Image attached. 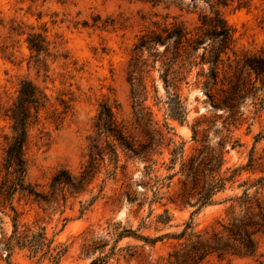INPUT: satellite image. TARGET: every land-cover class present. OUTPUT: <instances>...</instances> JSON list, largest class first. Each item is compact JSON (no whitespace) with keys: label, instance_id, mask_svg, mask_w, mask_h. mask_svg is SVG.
Segmentation results:
<instances>
[{"label":"rangeland","instance_id":"1","mask_svg":"<svg viewBox=\"0 0 264 264\" xmlns=\"http://www.w3.org/2000/svg\"><path fill=\"white\" fill-rule=\"evenodd\" d=\"M170 1L174 4L169 7H155L147 0H0V169L11 136L5 114L22 79L32 80L49 97L39 122L31 128L27 148L29 181L41 189L47 190L59 169L76 174L88 161L91 139L96 138L95 118L103 103L113 107L136 148L150 141L149 131L155 138L152 149L140 155L118 145L115 176H111L114 164L106 157L84 192L70 195L66 206L21 201V225L46 227L55 245L69 247L59 264H90L93 256L86 255L84 244L104 235L109 221L121 222L143 236L161 237L154 246L125 238L119 247L130 246L136 257L125 258L123 251L114 264H168L169 252L193 233L222 231L239 212L235 199L245 191L264 202L260 99L246 97L233 114L210 99L229 98V73L220 72L217 85L211 81L206 88L209 65L195 66L190 72L187 66L165 80V68L158 62L152 76L143 78L145 119L137 123L128 82L134 45L156 22L176 21L194 29L202 16L218 11L234 31L233 51L225 61L234 53L264 47V0H229L226 5L219 0ZM34 34L45 38L48 55L37 56L31 49L29 39ZM163 49L158 47L160 52ZM174 94H179L183 106L175 111L176 118L171 116ZM258 98L264 99V92ZM199 156L195 168L200 172L194 182L187 173L191 159ZM221 179L224 189L201 207V190ZM3 227L10 234L12 222L7 216ZM257 243L255 257L212 255L202 264H259L264 260V233L257 235ZM6 253L0 247V264H9ZM10 264L48 262L39 263L16 249Z\"/></svg>","mask_w":264,"mask_h":264},{"label":"trees","instance_id":"2","mask_svg":"<svg viewBox=\"0 0 264 264\" xmlns=\"http://www.w3.org/2000/svg\"><path fill=\"white\" fill-rule=\"evenodd\" d=\"M147 1L155 7L161 4L169 7L174 4L170 0ZM228 1L219 0V4L226 5ZM29 42L37 56L42 53L48 55L46 40L41 34H34ZM233 44L234 31L218 11L212 16H202L200 24L194 29L175 21L156 22L144 31L134 45L128 77L136 122L142 123L145 119L146 98L143 99V93L147 91V85L143 78L152 76L158 62L165 68L163 74L165 80H168L171 72H181L187 66L190 72L195 66L209 65L206 88L210 87L211 81L213 86L217 85L220 72L229 73V98L221 102H216L213 97L210 99L215 105L229 108L233 114L250 95L260 99V103L264 104V99L258 98V93L264 92V47L241 54L234 53V58L229 55L225 61L224 57L233 51ZM159 46H164L163 51L158 50ZM36 62L38 63L39 59ZM178 64L179 69L175 70ZM48 102V95L39 85L30 79H22L17 97L5 114L11 122V136L4 148L0 169V247L7 252L9 264L16 249L28 252L30 257L37 258L39 263L48 264H59L69 251L68 246L55 245V238L49 236L46 227L21 225V212L18 207L23 199L26 204L30 202L38 205L66 206L70 195L84 192L106 157L114 164L111 176H115L119 162L118 145L135 155H140L150 151L155 141L152 132L149 131L150 141L136 148V144L119 122L113 107L103 103L95 118L96 138L91 139L88 161L76 174L66 168L59 169L51 177L47 190L41 189L40 185L29 181L27 148L31 128L39 122L40 112ZM171 102L173 111L171 116L176 118L178 114L175 111L183 108L179 94H174ZM102 140L105 146H101ZM175 153L176 150L173 151L174 155ZM199 159L200 156L193 157L189 163L187 177L192 178L194 182L199 177V168H195ZM185 166L183 164L182 171ZM224 184L225 179L217 182L212 180L207 188L204 187L200 192L201 207L211 203L215 193L224 189ZM235 200L239 202L240 210L229 219V224L223 225L222 231L193 233L186 242L169 252L168 264H202L212 255L219 258L228 255L241 258L255 257L258 253L257 235L264 233V202L256 196H250L247 191ZM4 216L11 219L10 234L3 227ZM185 234L184 231L178 238L182 239ZM125 238L138 239L154 246L161 237L143 236L136 230L123 226L121 222L109 221L104 235L84 244L86 255L93 256L90 264H114L115 257L123 251H127L125 258H135L136 251H133V248L119 247ZM259 264H264V260Z\"/></svg>","mask_w":264,"mask_h":264}]
</instances>
